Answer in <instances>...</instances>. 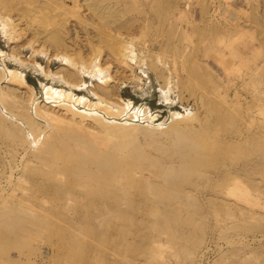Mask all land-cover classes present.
Segmentation results:
<instances>
[{
    "label": "rangeland",
    "instance_id": "374dc122",
    "mask_svg": "<svg viewBox=\"0 0 264 264\" xmlns=\"http://www.w3.org/2000/svg\"><path fill=\"white\" fill-rule=\"evenodd\" d=\"M0 52V264H264V0H0Z\"/></svg>",
    "mask_w": 264,
    "mask_h": 264
},
{
    "label": "bare ground",
    "instance_id": "6f19581e",
    "mask_svg": "<svg viewBox=\"0 0 264 264\" xmlns=\"http://www.w3.org/2000/svg\"><path fill=\"white\" fill-rule=\"evenodd\" d=\"M189 5V4H187ZM187 9V7H186ZM236 52V51H235ZM3 53L0 52V56L3 57ZM10 59V58H9ZM3 60V58H2ZM19 63V62H18ZM217 63L224 69V70H227L228 69V64L226 63L225 60H223L222 56L219 57L217 59ZM21 66H28V64H24L22 63V61L20 62ZM216 66V65H215ZM1 69V79L4 78L7 80V83L11 86H15L17 87L18 89H25V90H30L31 92L32 91V87L25 79L24 77V74L19 72V71H15V70H12V69H7L4 67H0ZM39 71V70H38ZM41 73H44L42 72V69L41 71H39ZM48 76V75H46ZM52 76V75H51ZM106 76V75H105ZM49 77V76H48ZM59 78V77H58ZM58 78H55L53 77L52 79L54 81H58L59 82V79ZM62 84V83H61ZM63 86V85H62ZM70 91V90H69ZM34 93V92H33ZM32 95V94H31ZM43 96H41L43 98V101L46 102V103H50L51 105H53L54 107H57L63 111H65V113H69L70 115H72L73 117H81V118H86L87 116L90 117L88 118L90 121L92 122H102L103 124H110V127L111 128H116V127H120V128H123V127H126L127 126V123L126 122H129L132 115H134V112L138 113L139 117H140V110L139 108H133V107H130V106H126V107H115L112 105V103H109L107 101H104L103 99H101L100 97L99 100L97 102H93L91 100H89L87 97L85 96H77L75 95L73 92H68V91H65L63 89H51V88H48V87H45L44 90H43ZM93 95V94H92ZM33 96V95H32ZM114 108H117L115 111H114V114L115 115H119L120 113H122V115H120L121 117L120 118H114L113 116L111 117H107V115H112L113 113V109ZM111 110H112V113H111ZM102 115L103 117H106L107 120H103V118H97L95 117L96 115ZM146 114V113H145ZM98 115V116H99ZM127 116V117H125ZM130 116V119H128V117ZM174 118L175 117H182L178 114H174L173 115ZM89 130V129H88ZM179 134V133H178ZM177 135V134H176ZM180 135V134H179ZM61 136V135H60ZM182 136V135H181ZM65 137H67L69 140H72V141H75L77 142L79 145L83 146V145H86V142L83 140V138L81 137H78L75 135V133H72L71 131H69L67 134H65ZM183 137V136H182ZM179 138H181L179 136ZM184 138V137H183ZM186 139V138H185ZM189 142V140H186V142ZM192 142V141H191ZM180 143H182V145H186L187 143H185L184 140L180 141ZM178 146H181V144H178ZM193 147H196L197 148V145L196 143H192L189 148H193ZM87 150L91 151L95 157V159L98 160V163L97 164V168L96 170L100 173H115V170H116V163L114 161H112L110 158H108L107 156H103V158H105V161L102 162L101 161V158H100V155L98 153H96L91 147H86ZM181 148V147H180ZM185 148H187L185 146ZM181 150V149H180ZM184 151V150H182ZM43 156H45V151L44 150H41ZM46 154H48L46 152ZM183 155V154H182ZM186 156V155H184ZM183 156V159L185 158ZM188 157V156H187ZM83 166L79 167L76 171V174L77 175H83L85 176L86 178H90L94 175V171H91L89 169H87L85 167V165L90 162L88 160H83ZM182 170L184 172H187L188 173V165L187 164H184V166L182 167ZM176 171V170H175ZM174 169H168L166 171V173L169 175L168 178H173L172 180H174V178L176 179L175 177V172ZM175 181V180H174ZM10 217V216H9ZM17 216H14L13 220L15 221V218ZM4 218H7V217H3ZM12 218V217H11ZM1 219V218H0ZM19 219V218H18ZM16 218V220H18ZM10 219L8 218V221ZM12 220V221H13ZM13 221V222H14Z\"/></svg>",
    "mask_w": 264,
    "mask_h": 264
}]
</instances>
